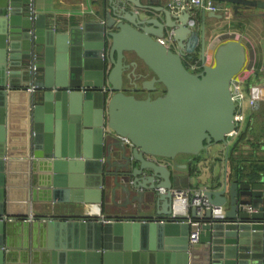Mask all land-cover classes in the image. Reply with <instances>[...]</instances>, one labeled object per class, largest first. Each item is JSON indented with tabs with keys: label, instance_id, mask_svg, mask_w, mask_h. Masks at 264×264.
<instances>
[{
	"label": "water",
	"instance_id": "water-1",
	"mask_svg": "<svg viewBox=\"0 0 264 264\" xmlns=\"http://www.w3.org/2000/svg\"><path fill=\"white\" fill-rule=\"evenodd\" d=\"M147 1L109 0L100 21L56 30L28 13L31 0H0V264H9L10 248L40 253L38 264H264V146L248 159L237 158L238 147L228 160L236 110L229 86L245 47L227 40L205 64V20L224 15L173 14ZM212 1L264 24V0ZM198 41L202 64L191 72L184 59ZM32 56L42 77L28 101L27 160L7 146L8 116L27 89L15 76ZM202 155L212 162L203 196L221 214H176L179 170L201 173ZM31 191L35 198L24 195ZM87 204L97 214L73 216ZM34 205L53 212L33 216ZM110 207L115 216H106ZM14 225L31 230L30 243L12 244Z\"/></svg>",
	"mask_w": 264,
	"mask_h": 264
},
{
	"label": "crops",
	"instance_id": "crops-1",
	"mask_svg": "<svg viewBox=\"0 0 264 264\" xmlns=\"http://www.w3.org/2000/svg\"><path fill=\"white\" fill-rule=\"evenodd\" d=\"M168 0H151V5L153 7L167 8ZM142 3L148 4L147 0H142ZM109 0H31L28 8V13L30 15L40 14L44 16L46 26L52 27L56 30L64 29L71 27L72 25L83 23L86 21H100V11L103 6H108ZM128 8L133 9L132 6ZM199 11V10H198ZM218 14V12L216 13ZM223 18L213 19L207 18L205 20V53H204V63L208 65L213 64V54L217 46L224 43L227 40L237 39L242 42L246 50V61L244 64V68L242 71L253 70L252 75L249 77L247 82L249 85H255L257 89H261V94L264 95V71H260L261 68H264V43H263V34H264V24L262 18L258 16H253L252 14H248L243 16L242 18L234 17V15L228 11L223 14ZM158 16V14H156ZM161 16V15H159ZM247 20V21H245ZM243 21V24L240 22ZM251 23L250 26H245L244 24ZM200 31V24L198 25V29ZM200 35V33H199ZM187 57L184 61L189 66L192 62H188L191 58H194V62L197 61L199 66L202 64V55L200 50V41L197 42L193 52L187 53ZM34 56V55H33ZM31 58L30 65L25 69L22 75H17L16 81L18 85H25L28 88L31 84H36V82H40V78L42 77V73L40 70L41 64L39 58ZM37 59V62H36ZM36 66L37 70L35 74H30L31 66ZM187 66V67H188ZM201 68V67H200ZM246 82V83H247ZM248 88V86H246ZM37 94L34 92L33 95ZM31 94L26 93L24 91L21 92L20 96L11 102L10 106V116L9 122L11 126L9 128V136H8V144L10 150L14 152V158H22L28 155H25V147L28 145L29 141H31L33 133L30 127L31 122L30 119L28 121V101L31 98ZM250 98V97H249ZM257 101L256 106L250 108L249 106L244 109V122L243 126L248 127L255 124L259 128V132H261V136L258 137V141L264 144V96L259 98H254ZM30 105V102H29ZM31 106V105H30ZM247 110V111H246ZM29 123V126L28 124ZM244 129V127H243ZM243 129L241 131H243ZM238 132L236 136L242 132ZM250 139L256 140V138L249 134L246 135V138L242 140L241 144L249 145L251 144ZM255 144V143H254ZM240 145V144H239ZM242 146V145H241ZM219 153V157H221V164L219 165V171L224 168L225 160H224V150L221 148ZM247 148H242L237 151V158H249L252 156V153L246 152ZM28 152V150H27ZM236 154V152H235ZM250 155V156H249ZM30 159V156L27 157ZM201 158V157H200ZM204 159L202 163H200L201 173H197L194 170L190 173L188 168L180 169L181 174H179L180 179L173 186V190H185L192 188H203V182L209 177L208 165L212 164L208 158L202 155ZM177 164H186L187 158L178 157L176 159ZM217 175V174H216ZM25 186V185H23ZM22 186V187H23ZM21 187V188H22ZM25 188V187H24ZM35 188L32 187V189ZM30 189V188H29ZM37 190V189H36ZM29 198H35L37 195L32 191L30 193L24 194ZM62 207V206H61ZM60 206H55L54 209L59 210ZM71 208V207H70ZM74 215H81L84 213L87 214H97L98 205H79L78 207H73ZM52 207L49 208L48 205H34L32 206V215L42 216V215H50L52 214ZM56 212V211H55ZM104 214V213H103ZM106 214V212H105ZM106 216H115L114 214L107 213ZM31 224H29L30 226ZM12 244H20L21 241L30 243V235L31 230H24V233L20 231V228L17 225L12 226ZM23 237V238H22ZM23 249L18 248H10L9 253L7 254V261L9 264H35V262H41L43 255L40 253L36 256L32 255V249L29 248L27 254L22 253ZM37 257V258H36ZM46 262H48V258H44ZM40 264V263H39Z\"/></svg>",
	"mask_w": 264,
	"mask_h": 264
},
{
	"label": "built area",
	"instance_id": "built-area-1",
	"mask_svg": "<svg viewBox=\"0 0 264 264\" xmlns=\"http://www.w3.org/2000/svg\"><path fill=\"white\" fill-rule=\"evenodd\" d=\"M167 8L170 9L173 14H178L181 11L193 13V11L196 9H203L206 13H217L218 11L216 3L212 0H168ZM226 12H228V10H226ZM200 67L201 66H199L198 62L195 61L188 66V69L191 72H198L200 70ZM36 70V66H31L30 74H35ZM252 71L253 70L241 71L230 82L229 91L232 101L236 107L234 113L235 131L231 134V137L236 136L237 133L240 132L244 127H242V125L244 122V109L248 93L246 82L252 75ZM260 71H264V68H261ZM25 91L28 94H33L34 92H36L35 83L31 84ZM256 103L257 101L252 97L248 98V106L250 108H254L256 106ZM123 140L124 142L129 143L128 140ZM171 196L174 202L173 210L176 214H185L188 207L195 208L197 213H201L204 208H210L213 213L218 215L221 214V208L208 206L203 196V188L172 190ZM254 211V209L248 208V213H252Z\"/></svg>",
	"mask_w": 264,
	"mask_h": 264
},
{
	"label": "rangeland",
	"instance_id": "rangeland-1",
	"mask_svg": "<svg viewBox=\"0 0 264 264\" xmlns=\"http://www.w3.org/2000/svg\"><path fill=\"white\" fill-rule=\"evenodd\" d=\"M226 6V5H225ZM218 12V14H224V11L223 10H219V11H217ZM245 21H247V20H245ZM244 22L243 21H241L240 22V24H243ZM250 24L251 23H247L246 24V22H245V26L247 27V26H250ZM250 80V79H249ZM246 85L248 86V93H247V100H246V103H245V108H247L248 107V98L249 97H254V98H259V97H263L264 95L263 94H261V89H257L256 88V86L255 85H249V83L247 82L246 83ZM247 110H248V108H247ZM246 110V111H247ZM256 123H258V121L256 122ZM256 123L255 124H253V125H251V126H249L248 127V130H247V132H246V135H249V134H251V135H253L255 138H256V140H253V139H250V142H251V144H249V145H243V144H241L240 143V145H239V148L240 147H244V148H247V151L246 152H249V153H253V152H255L256 154L257 153H259L260 152V148L262 147V146H264V144L262 143V142H260V141H258L257 139H258V137L259 136H261V132H259V128H258V126L256 125ZM245 129H246V127L244 126V129H243V131L245 132ZM263 129H264V127H263ZM243 131H241V132H243ZM241 134V133H240ZM240 134L238 135V137L240 136ZM238 137H232V138H230V137H228L227 138V140L230 142V144L232 145L234 142H235V140L236 139H238ZM255 143V144H254ZM242 145V146H241ZM250 156V155H249ZM251 157V156H250ZM249 157V158H250ZM122 205H119V208H122L121 207ZM114 209L115 210H117L118 208L116 207V205L114 206ZM112 213L113 212V209L110 207L108 210L106 209V213Z\"/></svg>",
	"mask_w": 264,
	"mask_h": 264
},
{
	"label": "trees",
	"instance_id": "trees-1",
	"mask_svg": "<svg viewBox=\"0 0 264 264\" xmlns=\"http://www.w3.org/2000/svg\"><path fill=\"white\" fill-rule=\"evenodd\" d=\"M188 62H194V58H191L190 61ZM184 64L185 66L187 67V63L184 61ZM188 68V67H187ZM246 132H247V129H245V132L243 131L240 136L238 137V139L235 140V142L231 145L230 147V151H229V157H228V160H229V166L232 165V162L234 160V157L233 154L237 151L238 147H239V144L242 142V140H244V138H246Z\"/></svg>",
	"mask_w": 264,
	"mask_h": 264
}]
</instances>
